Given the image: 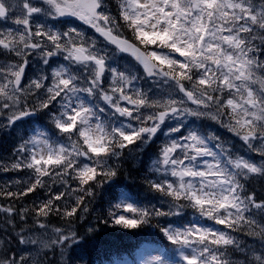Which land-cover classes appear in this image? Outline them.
I'll return each instance as SVG.
<instances>
[{"label":"snow or ice","instance_id":"6c2138e0","mask_svg":"<svg viewBox=\"0 0 264 264\" xmlns=\"http://www.w3.org/2000/svg\"><path fill=\"white\" fill-rule=\"evenodd\" d=\"M0 148V264H264V0H0Z\"/></svg>","mask_w":264,"mask_h":264},{"label":"trees","instance_id":"16d2710c","mask_svg":"<svg viewBox=\"0 0 264 264\" xmlns=\"http://www.w3.org/2000/svg\"><path fill=\"white\" fill-rule=\"evenodd\" d=\"M214 129L218 132V134H220L221 136L225 137V138H231V134L227 133L224 129L219 128V126H213ZM235 143H239L238 141H235ZM8 153L5 152L3 150V148H0V156H7ZM12 175V178L15 179L17 178L18 174L15 172H9V173H4V172H0V176H9ZM0 185H3L0 182ZM75 186V185H73ZM40 197L43 198V191L40 193ZM35 197H33L31 194L29 195V197L26 200V204H31L32 200ZM0 203H4V201L2 199H0ZM53 223H58V218L53 217ZM5 227V225L3 224V217L0 216V229H3ZM78 227H80L78 225ZM222 227V226H220ZM81 231H83V228H80ZM0 235H2V233H0ZM100 238L108 241V242H114L116 244H129V243H134L135 240L134 238H129V237H121L118 233H115L113 231H111L108 228L103 229L100 232ZM246 240H248L249 243H254V241L252 240L251 237H244ZM256 246L258 247V242H255ZM123 255H126V253H122ZM49 256L51 257V253H49ZM103 257V254L101 253L99 256L96 254L95 251L90 250L89 255H85L83 260L77 259L76 257H72L73 260V264H85V261L91 260L92 264H96V262L101 259Z\"/></svg>","mask_w":264,"mask_h":264},{"label":"rangeland","instance_id":"374dc122","mask_svg":"<svg viewBox=\"0 0 264 264\" xmlns=\"http://www.w3.org/2000/svg\"><path fill=\"white\" fill-rule=\"evenodd\" d=\"M3 181H4V182H7V181H9V179H3Z\"/></svg>","mask_w":264,"mask_h":264}]
</instances>
